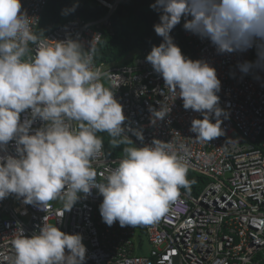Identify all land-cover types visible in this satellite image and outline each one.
<instances>
[{
	"label": "clouds",
	"instance_id": "9594fccd",
	"mask_svg": "<svg viewBox=\"0 0 264 264\" xmlns=\"http://www.w3.org/2000/svg\"><path fill=\"white\" fill-rule=\"evenodd\" d=\"M150 7L160 12L153 28L162 43L152 47L146 61L169 93L159 110L150 109L154 118L163 120L170 111L167 101L179 97L185 110L203 116L191 122L195 139L210 142L223 136L220 118L225 111L219 107L216 69L186 57L170 33L185 18L184 29L208 39L219 53L245 51L264 41V0H155ZM21 9V0H0V151L15 141L17 153L0 155V200L15 194L26 204L42 206L60 197L70 211L80 194L96 188L108 226L158 219L179 189L190 186L183 157L172 141L153 139L143 147H125L106 183L96 184L92 161L103 149L97 133H108L115 146L132 143L123 106L101 82L91 49L84 51L72 39L53 43L41 38L33 31V17ZM239 67L246 73L251 65ZM26 110L32 119L21 122ZM37 117L46 124L30 134ZM134 134L143 141L142 132ZM14 236L12 264H84L87 249L79 233L45 222L38 233L26 236L20 228Z\"/></svg>",
	"mask_w": 264,
	"mask_h": 264
},
{
	"label": "built area",
	"instance_id": "2783aa9c",
	"mask_svg": "<svg viewBox=\"0 0 264 264\" xmlns=\"http://www.w3.org/2000/svg\"><path fill=\"white\" fill-rule=\"evenodd\" d=\"M49 1L21 0V11L33 17L35 33ZM100 1L107 9L106 16L70 20L46 38L53 43L72 39L81 43L84 51L91 49L101 82L114 91L123 106L126 134L134 146L143 147L153 139L172 141L188 171L209 183L199 196L179 190L168 210L153 222L124 227L119 222L112 226L103 222L99 210L103 197L96 188L91 194H80L70 211H65L60 197L40 206L26 204L22 197L11 194L0 200V264H12L14 233L22 228L31 236L45 222L56 224L65 233L82 235L87 249L84 264H264V60L242 72L239 65H251L253 46L219 53L208 39L184 32L189 58L209 63L221 81L217 95L219 107L225 111L220 118L225 134L210 142L199 141L190 127L193 119L203 116L185 110L181 98L167 101L170 111L163 120L154 118L150 109L159 110L169 93L162 76L146 61L152 47L130 53L116 63L98 64L96 56L104 32L113 34L112 17L124 0ZM25 119H32L30 110L21 113V122ZM45 124L37 117L30 134ZM135 131L143 133V141ZM16 154L15 141L0 151V155ZM119 161L109 157L103 146L92 161L95 183H106Z\"/></svg>",
	"mask_w": 264,
	"mask_h": 264
},
{
	"label": "trees",
	"instance_id": "16d2710c",
	"mask_svg": "<svg viewBox=\"0 0 264 264\" xmlns=\"http://www.w3.org/2000/svg\"><path fill=\"white\" fill-rule=\"evenodd\" d=\"M154 3L155 0H124L122 2L119 10L112 17L113 34L104 32L96 56L98 64L116 63L130 53L140 52L162 43V37L158 36L153 28L154 24L159 23L160 16L158 10L150 7ZM73 7L74 11H69ZM106 15L107 9L100 0H50L37 34L44 38L70 20L76 18L96 20ZM184 22L185 18H182L170 35L182 53L189 58L184 38L186 31L183 27ZM253 49L255 55L251 60V69L256 68L264 60V41H257L253 44ZM97 135L103 139V146L108 156L113 159H122L125 147H134L132 143L113 145V138L106 132L97 133ZM187 179L190 186L181 187L179 190L190 196H199L209 183L206 178L190 171L187 173Z\"/></svg>",
	"mask_w": 264,
	"mask_h": 264
},
{
	"label": "rangeland",
	"instance_id": "374dc122",
	"mask_svg": "<svg viewBox=\"0 0 264 264\" xmlns=\"http://www.w3.org/2000/svg\"><path fill=\"white\" fill-rule=\"evenodd\" d=\"M233 137H234L236 140L239 139V136H237V135H234ZM147 249H148V247L145 248V251H147Z\"/></svg>",
	"mask_w": 264,
	"mask_h": 264
}]
</instances>
